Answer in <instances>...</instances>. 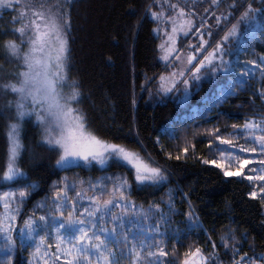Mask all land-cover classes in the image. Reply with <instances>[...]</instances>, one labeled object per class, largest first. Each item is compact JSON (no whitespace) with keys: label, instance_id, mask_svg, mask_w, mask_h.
I'll return each instance as SVG.
<instances>
[{"label":"snow or ice","instance_id":"obj_1","mask_svg":"<svg viewBox=\"0 0 264 264\" xmlns=\"http://www.w3.org/2000/svg\"><path fill=\"white\" fill-rule=\"evenodd\" d=\"M255 3L144 0L141 20L156 25L153 31L163 41L160 59L171 69L159 76V91L167 94L182 84L187 97L191 83L203 75L236 73L221 93L220 104L245 90L251 94L250 105L259 100L264 106V52L258 54L254 47L257 35L264 39V0H259V7ZM80 7L81 0H0V121L5 139L0 180L7 182L0 188V264H175L176 244L168 251V241L182 244L197 229L204 231L207 248L188 246L179 264H264V251L249 244L247 233L238 238L231 224L214 227L213 239L185 192L179 195L188 207L181 212L171 190L164 205L167 211L161 203L145 208L132 199L134 190L166 184L168 169L146 152L139 133L137 147H132L93 126L83 105L87 101L96 107L95 101L82 82L71 77L73 13ZM129 12L137 14L134 7ZM241 53L254 59L233 63L231 58ZM242 120L225 125L223 131L219 126L205 129L200 141L195 131L191 140L185 135L175 154L167 151L165 159L195 156L198 143L206 140L213 158L201 155L200 162L224 177L249 182V198L264 206V107ZM26 125L35 129L36 145L53 154L54 166L61 171H90L95 165L124 171L87 179L61 177L50 194L29 208L37 184L20 179L26 176L22 156L28 151L31 159L38 157L24 143ZM155 143L160 144L159 136ZM160 152L165 153L163 146ZM177 214L185 217L184 229L173 227ZM169 256L173 260L165 259Z\"/></svg>","mask_w":264,"mask_h":264},{"label":"trees","instance_id":"obj_2","mask_svg":"<svg viewBox=\"0 0 264 264\" xmlns=\"http://www.w3.org/2000/svg\"><path fill=\"white\" fill-rule=\"evenodd\" d=\"M143 4L144 0H81V7L73 13L71 77L82 82L84 91L91 94L96 104L93 107L86 101L83 107L88 111L93 126L109 138L115 137L119 142L137 147L136 133H139L138 139L146 152L168 169L166 184L133 191L132 199L137 204L165 205L171 190L175 207L181 212L188 207L179 195L181 191L185 192L195 206L203 228L212 234L213 239H217L212 233L214 227L220 229L231 224L237 229L238 238L247 233L249 244L254 245L257 252L264 251V206L259 200L249 198V182L224 177L220 170L200 162L198 157L201 155L213 158V152L207 148L208 141L198 143L195 156L189 154L187 159L182 157L180 161L165 159L167 151L175 154L176 146L183 143L185 135L191 140L195 131V139L200 141L205 129L219 126L223 131L225 125L242 123V117L253 114L254 110L258 112L264 106L259 100L250 105V92L241 90L236 96L229 97L226 103L218 101L210 107L206 106V113L197 111L195 115L188 116L190 103L183 105L178 99L163 95L159 91V76L164 75L168 68L160 59V39L153 31L156 25L150 19L141 20ZM130 7L137 10L136 15L130 14ZM7 19L5 14L4 20ZM223 34L221 32L220 36ZM254 47L258 54L264 52V39L259 35L255 38ZM238 57L241 61L254 59L251 54L245 56L241 53ZM206 87L207 83H204L201 91L196 92L197 98L205 95ZM196 96L192 101L197 100ZM197 125L203 127L197 128ZM228 134L225 133L226 136ZM157 136L160 144L155 143ZM172 136L176 139H171ZM37 139L35 129L26 125L24 143L26 148L34 149L38 157L31 159L28 151L22 156L21 166L26 173L23 182L37 184L30 203L50 194L53 182L63 175L71 179H87L124 171L114 165L104 169L94 166L90 171L87 168L61 171L54 166L53 154L36 145ZM161 146L165 148V153L160 152ZM4 151L3 122L0 121V166L5 163ZM3 185L0 180V188ZM184 220V216L177 214L173 217V227L184 229ZM206 239L204 231L197 229L182 244L168 241L166 250L171 251L172 245L176 244L175 264H179L189 250L188 246H192L193 250L195 247L206 249ZM249 244H245L244 251L249 250ZM27 255L25 252L19 259L22 261ZM165 259L173 260V257Z\"/></svg>","mask_w":264,"mask_h":264},{"label":"rangeland","instance_id":"obj_3","mask_svg":"<svg viewBox=\"0 0 264 264\" xmlns=\"http://www.w3.org/2000/svg\"><path fill=\"white\" fill-rule=\"evenodd\" d=\"M254 6L255 7L260 6L259 0H256V3L254 4ZM242 28H243V26H242ZM156 36L160 39V43H162L163 42L162 39L157 34H156ZM192 42L195 43V41H192ZM185 55H187V49H185ZM160 56H161V52H160ZM225 59H229V57H225ZM231 59H232L233 63H237L238 61H241V58L237 57L236 55H234ZM169 71H171L170 68H168L167 72L164 75H167ZM202 73H203V70H202ZM236 78H237L236 73H231V74L225 75L224 73L221 72V73H217L215 76H212L211 74L203 75V78L200 81H196V82L191 83V87L188 90L187 97H185L182 84L178 85L177 89H174L170 93L165 94L162 91L161 92L165 96H169V97H173L175 99H178V101L180 103H182L183 105L190 103L191 108H189L190 111H189V114H187L188 116H190V115H195L197 111L206 113L207 112L206 106L210 107L213 102L216 103V102L220 101L221 93L223 91L228 90L229 79H236ZM204 83H207L205 95L202 94V96L200 98H197L196 92L201 91L202 85ZM165 86H169V85L166 84ZM195 96H196L197 100L192 101V99ZM239 143H244V141L240 140ZM214 149H215V147H214ZM245 156L250 158L251 154H245ZM215 158H219L218 153L215 154ZM95 166L100 168L99 165H95ZM249 167H252V166H249ZM245 171L247 172L248 168H246ZM64 176H66V175H63L62 177H64ZM24 178L25 177H21L20 179L23 181ZM69 179L71 180V178H69ZM3 183L5 184L7 182L3 181ZM35 203L36 202L29 203V205H27V207L30 208ZM144 207L147 208V206H144ZM161 207L164 208V211H167V208H165L162 203H161ZM40 214H42V213L37 212V215H40ZM31 243H32L31 241L28 242L29 245H31ZM30 250H31V248H30ZM0 255H3V253H0Z\"/></svg>","mask_w":264,"mask_h":264}]
</instances>
